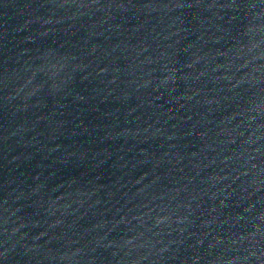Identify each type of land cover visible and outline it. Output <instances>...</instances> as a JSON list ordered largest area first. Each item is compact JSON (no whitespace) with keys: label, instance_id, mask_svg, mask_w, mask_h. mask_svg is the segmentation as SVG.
<instances>
[{"label":"water","instance_id":"1","mask_svg":"<svg viewBox=\"0 0 264 264\" xmlns=\"http://www.w3.org/2000/svg\"><path fill=\"white\" fill-rule=\"evenodd\" d=\"M0 264H264V0H0Z\"/></svg>","mask_w":264,"mask_h":264}]
</instances>
